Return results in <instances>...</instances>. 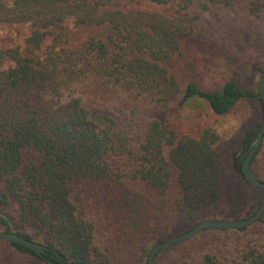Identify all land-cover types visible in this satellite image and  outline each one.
Returning a JSON list of instances; mask_svg holds the SVG:
<instances>
[{
	"label": "trees",
	"instance_id": "trees-1",
	"mask_svg": "<svg viewBox=\"0 0 264 264\" xmlns=\"http://www.w3.org/2000/svg\"><path fill=\"white\" fill-rule=\"evenodd\" d=\"M122 1L134 0H0V25L29 28L20 42L0 46V229L50 249L0 242L46 264H147L155 244L205 219L252 215L264 201V188L243 173L264 122L260 90L237 78L213 90L180 79L175 61L194 31L186 20L194 0H151L161 10ZM241 1L203 0L202 7ZM250 5L259 14L264 0ZM100 86L141 101L120 109L143 120L135 135L85 103ZM192 99L218 115L257 100L262 115L229 139L212 127L195 136L173 121L176 106ZM251 164L264 181V133ZM252 200L256 207H248ZM94 205L114 232L107 249L96 242ZM262 220L205 229L162 249L154 264H264ZM216 232L245 244L226 257L197 251Z\"/></svg>",
	"mask_w": 264,
	"mask_h": 264
},
{
	"label": "rangeland",
	"instance_id": "rangeland-1",
	"mask_svg": "<svg viewBox=\"0 0 264 264\" xmlns=\"http://www.w3.org/2000/svg\"><path fill=\"white\" fill-rule=\"evenodd\" d=\"M251 1L253 0H242L234 8L212 4L207 9L202 7L203 0H194L191 3L186 20L194 31L186 39L182 55L175 61L182 81L192 80L206 90H213L224 81L237 78L243 87L259 90L264 73V7L260 9L259 14L252 13ZM122 2L133 8L163 9L153 4L151 0ZM27 29L29 28L26 25H0V46L20 42ZM85 103L113 114L119 124L133 135L143 123V120L138 121L136 117L132 118L121 112L122 110L130 112L141 101L119 89L100 86L94 93L92 91V96L86 99ZM141 108L144 110L145 104H142ZM261 115L262 105L257 100L241 102L232 112L218 115L207 102L192 99L181 106H176L173 121L183 132L191 135H200L204 128L212 127L224 138L229 139L247 123L253 126L256 123L255 119H260ZM256 203L258 202L252 200L248 207H256ZM98 206H92L89 213L97 222L96 242L101 248L107 249L115 244L114 232L104 222L103 212ZM262 218L256 229L257 236L264 235V215ZM216 233L215 242L204 241L198 244L197 251L216 249L225 257L231 256L233 249L230 248L243 240L239 237L234 241L237 238L234 236L236 234ZM244 244L241 242L239 247ZM0 264L46 263L36 257H28L5 241H1ZM113 264L122 263L114 261Z\"/></svg>",
	"mask_w": 264,
	"mask_h": 264
},
{
	"label": "water",
	"instance_id": "water-1",
	"mask_svg": "<svg viewBox=\"0 0 264 264\" xmlns=\"http://www.w3.org/2000/svg\"><path fill=\"white\" fill-rule=\"evenodd\" d=\"M259 90L262 95V98L264 100V73L260 80ZM264 133V122L262 129L260 130L259 134L257 135L256 139L252 143L251 147L248 151V156L243 162V173L245 175V178L247 181H249L252 185L262 187L264 188V181H261L258 177V175L253 170L251 159L253 157L254 152L257 150L261 137ZM264 214V201L261 204V206L253 213L252 215H249L248 217L240 218V219H234V220H226V219H205L202 221H199L197 224H195L192 228H190L187 231H184L178 235H174L164 241H161L154 245L152 248L147 264H154L156 255L164 248L170 247L176 243L182 242L184 240L190 239L191 237L201 233L205 229L210 228H221V229H227V228H245L251 223L256 222L258 219L262 217ZM0 239H6L11 240L13 242H17L22 244L23 246L33 249L38 254H43L46 250H49V246L36 240H32L28 237H25L21 233L15 232V231H3L0 230ZM53 264H62L59 262H53Z\"/></svg>",
	"mask_w": 264,
	"mask_h": 264
}]
</instances>
